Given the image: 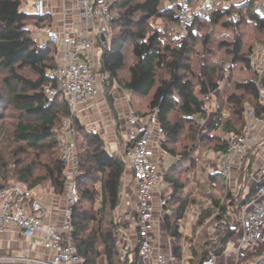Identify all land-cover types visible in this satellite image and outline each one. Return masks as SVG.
Returning a JSON list of instances; mask_svg holds the SVG:
<instances>
[{"label": "trees", "instance_id": "16d2710c", "mask_svg": "<svg viewBox=\"0 0 264 264\" xmlns=\"http://www.w3.org/2000/svg\"><path fill=\"white\" fill-rule=\"evenodd\" d=\"M258 1L203 0L196 9L191 0L193 21L178 41L175 29L179 26V0H114L111 37L102 48L100 73L111 109H115L111 91L117 85L128 91L132 109L137 98L145 99L150 110L159 108V122L165 130L162 147L172 158L164 171L173 193L166 207L167 234L176 241V252L182 256L181 219L190 206L194 216L190 242L211 218L212 225L219 229L218 248H211L208 238L202 239L200 249L193 247L191 264H201L211 249L221 252L226 248L236 233L233 213L256 191L242 194L259 147L243 159L236 189L214 169L200 170V184L194 175L200 160L196 153L202 146L213 149L217 156L224 154L229 137L245 128L249 108L264 117L259 73L251 63L252 45H244L245 32L238 30L242 23L250 22L264 35V16L254 8ZM245 6V12L236 10ZM22 8V0H0V68L6 73L0 82V108L6 104L14 109L10 124L2 122L7 115L0 112V187L36 188L49 183L55 194L65 195L69 179L57 127L65 119L72 120L77 128L81 172L77 178L80 200L73 208L78 252L84 264H99L102 254L98 244L102 242L108 264H137L129 257L130 249L123 260L116 258L120 253L118 238L124 235L118 215L124 165L105 147L101 134L87 130L86 124L71 114L63 94L52 99L46 95L45 87L53 79L50 73L59 62V50L54 43H41L34 36L37 27L49 25L48 15L39 17ZM207 23L231 32L218 31L222 33L218 42L214 40L218 33L212 36L208 32L200 38ZM197 44L203 54L192 66L190 53ZM215 54L218 59H214ZM25 70L37 78L26 76ZM240 71L247 75L242 77ZM212 100L215 115L205 120ZM134 111L142 115L149 112L139 107ZM197 188L206 198H194ZM246 264H264V258Z\"/></svg>", "mask_w": 264, "mask_h": 264}, {"label": "built area", "instance_id": "2783aa9c", "mask_svg": "<svg viewBox=\"0 0 264 264\" xmlns=\"http://www.w3.org/2000/svg\"><path fill=\"white\" fill-rule=\"evenodd\" d=\"M31 1L32 13L39 17L47 16L46 0ZM70 1L77 5L80 31L76 34L71 30H58L47 25L42 28L39 37L54 43L59 50V62L50 73L53 79L46 85L45 93L51 99L59 93L63 94L71 114L76 116L80 105L104 91L100 85V55L103 45L111 37L114 0ZM178 4L180 31L185 33L186 26L193 21L191 0H179ZM261 5L258 4L257 8L264 13ZM103 34L106 40L102 39ZM251 63L259 73L261 101L264 103V51L258 54L256 52ZM246 115L248 120L243 131L229 137L226 152L219 154L214 161V170L222 172L228 184L231 182L234 165H240L245 156L264 143V117L258 116L252 108L247 110ZM123 121L126 125L123 129V124H119L123 136L118 141L115 155L124 166L130 165L133 171L136 213L127 225L139 240L138 254L134 260L137 264H191L193 256L190 260L179 256L177 246L174 249L159 246L157 226H165L166 207L173 196L170 184L164 178L167 153L162 147L165 130L159 122V108L152 109L146 115L138 114L130 108ZM87 130L101 134L92 125ZM76 136L77 128L73 121L59 136L63 150L62 161L66 163L69 179L65 194L67 205L61 226L51 221L46 222L51 210L35 188L22 185L0 187V233L17 230L27 238L38 237L49 251V255L45 257L26 255L19 258L12 254H0V264H84L74 240L73 225V208L80 200L77 178L81 175ZM254 190L256 191L250 200L233 213L236 233L226 248L221 252L211 249L201 260V264H221L223 260L225 264H246L252 260L257 263L260 259L263 260L264 166L250 176L247 185L242 188V194L248 195ZM156 201L160 211H157ZM191 215L192 212L188 210L181 219L182 239L184 246L189 249V238L194 236L193 223L189 221ZM212 219L198 228L194 242H201L209 235L211 248H218L219 229L212 225ZM209 225L213 228L208 227ZM122 236L118 238L121 241ZM235 237L236 246L232 249V254L227 255V247ZM184 246L181 244L182 252ZM260 251L262 254L258 257Z\"/></svg>", "mask_w": 264, "mask_h": 264}, {"label": "crops", "instance_id": "0c3cea01", "mask_svg": "<svg viewBox=\"0 0 264 264\" xmlns=\"http://www.w3.org/2000/svg\"><path fill=\"white\" fill-rule=\"evenodd\" d=\"M46 2L48 11L47 15L50 19L49 25L58 30H71L76 34L80 31V16L75 3L70 0H46ZM29 3L30 7H23V9L27 12H32V1L25 2V6ZM42 28L37 27L39 34L42 31ZM111 93L113 94L114 106L117 112H113L104 98L90 97L85 104L78 107L76 116L81 122L85 123L87 127L92 125L98 128L103 137L105 147L108 150L110 148L111 151H109L115 154L118 150V141L123 136V133L120 130L121 127L118 129L117 126L119 124H123L122 128H125L126 124H124L123 117L126 116L128 110L132 107L128 103V100L122 92V88L120 86H115ZM242 163L244 162L242 161ZM242 163L240 165H234L231 182L229 183L231 188H235L238 184L239 169ZM262 166H264V143L259 146L255 152V161L250 165V174H254ZM134 188L133 171L130 165L124 166L123 196L118 208V215L121 225L124 226V235L122 236L123 247H125V249H130V255L134 253L137 257L139 240L138 237L130 231L127 225L129 219L136 213V197ZM196 195L198 194H194V198ZM40 196L42 200L43 198H46L43 202L51 210L50 217L47 218L46 222L48 223L51 221L56 223L58 226H61L63 224V218L66 210L67 197L64 195L60 200V197L49 193L46 194V197H44V195ZM187 218L189 217H186V219ZM189 221L190 223L194 222L193 215H191V220L189 218ZM157 231L160 237L159 246L161 245L164 249H174L177 246V243L167 234V230L164 225L158 224ZM204 232H206V230H204ZM184 243L185 242L182 239L181 244L183 246ZM189 244L191 248L189 249L184 246L182 252V257H185L188 260H190L193 256V247L200 249L202 242H190ZM103 248L105 253L104 245ZM0 254H12L13 256L19 258L26 255L45 257L49 255V251L44 246L42 240L38 237L27 238L21 235L17 230H10L0 233ZM12 264H20V262H13Z\"/></svg>", "mask_w": 264, "mask_h": 264}, {"label": "rangeland", "instance_id": "374dc122", "mask_svg": "<svg viewBox=\"0 0 264 264\" xmlns=\"http://www.w3.org/2000/svg\"><path fill=\"white\" fill-rule=\"evenodd\" d=\"M31 0H28V2H30ZM234 1H236V0H234ZM230 2H233V1H230ZM230 2H227V3H230ZM194 4H195V6H196V9H198V8H200L201 6H202V4H203V0H194ZM258 4H264V0H259L255 5H254V8L257 10V12H259L262 16H264V13L263 12H261V11H259L258 10ZM22 7H25V8H29L30 7V3L29 4H27V6H25V3L23 2V0H22ZM23 9V8H22ZM24 10V9H23ZM237 11L238 10H240V11H243V12H245V10H246V6L243 8V7H239V9H236ZM236 16V15H235ZM237 19H238V17H237ZM255 25L253 24V23H250V22H245V23H242L241 25H240V27L238 28V30L239 31H243V32H245V35H244V45L245 46H247V47H249L250 45H252V56H254L255 55V53L257 52V54L258 53H261V52H263L264 51V35L263 34H261V33H259L255 28ZM213 28L215 29L214 31H212L213 30ZM181 29H180V26H176V29H175V38H177V40L178 41H180L179 40V38L180 39H182V35H184L185 33H183V32H181L180 31ZM227 30V31H226ZM218 31H222V33L223 32H231L230 30H228V29H225V28H223V27H221V28H219V26H213L212 27V25L210 24V23H207L206 24V27L205 28H203V30L201 31V34L199 35V37L201 38V35H206V34H208V32H211L210 34L212 35V36H215L217 33H218ZM218 33V35L214 38V40L216 41V42H218L219 40H220V37H219V34H222V33ZM233 33V32H232ZM39 30H36V31H34V36L37 38V40H39L41 43H44V42H47V40L44 38V37H42V38H40L39 37ZM179 37V38H178ZM198 50H200V51H198ZM201 54H203V51H202V49H200V45L199 44H197L196 46H195V49L190 53V56H191V65L192 66H194L196 63H197V60H198V58H199V56L201 55ZM199 55V56H198ZM204 56H207V54L205 53L204 55H203V58H204ZM215 56H216V54H215ZM214 56V59H218L219 58V56L217 55L216 57ZM24 74L26 75V76H28V77H30V78H37V76H36V74H34L32 71H29V70H25L24 71ZM239 74L240 75H242V77H244V76H246L247 74L246 73H243V71H240L239 72ZM6 75V73L3 71V69H1L0 68V82L2 81V79L4 78V76ZM126 75V73L124 72H122V76H125ZM103 80H104V76L103 75H101V86H103V88H104V91L100 94V95H98L97 97L98 98H104L107 102H108V104H109V102L110 101H108V97H107V95H108V88H107V86L105 85V81L103 82ZM122 92L125 94V96H126V98H127V100H128V103L131 105V102H130V99H129V93H128V91H126L125 89H122ZM111 96L113 97V94L111 93ZM134 103H136L135 105H134V110L136 109V107H139V108H141L142 110H144L143 112H146V111H151L148 107H147V102H146V100L145 99H141V98H137L135 101H134ZM215 100H212L211 102H210V104H209V112H208V114H209V118L207 117V118H205V120H207V119H209V120H211L212 119V117H214V115H215ZM115 107V106H114ZM248 107H250V105H248L247 106V108ZM132 109V108H131ZM113 110V112H117V110L116 109H112ZM0 112H4V114H6L7 116L5 117V118H3V120H2V122H6V123H8V124H10V122L9 121H13L14 119H12V118H10L11 116L13 117V115H11L10 113L11 112H14V109L12 108V106H10V105H8V106H6V104H5V106L3 107V108H0ZM148 112V113H149ZM225 113L226 114H228L229 113V107H227L226 109H225ZM14 114V113H13ZM117 114V113H116ZM118 119V118H117ZM205 122V121H204ZM0 123H1V121H0ZM71 123H72V120H70V119H65V120H63V122L61 123V124H59V126L57 127L59 130H60V132L63 130V131H65V129L66 128H68L69 127V125H71ZM9 126V125H8ZM202 128H205V125H203L202 126ZM264 133V132H263ZM108 147V146H107ZM203 148H202V150L200 151H197V153H196V156L197 157H199L200 158V160H199V170H197V171H195V175H194V178H195V182L197 183V184H200L201 183V178H200V170L201 169H204L205 168V170L204 171H206L207 172V170H213L215 167H214V161L216 160V158L218 157L217 155H215V153H214V150L213 149H211V148H209L208 146H202ZM109 150H110V148H109ZM111 151V150H110ZM245 158V157H244ZM243 158V159H244ZM211 161H212V165H211ZM170 162H172V158H171V156L170 155H168L167 156V167H169V165L171 164ZM237 183V182H236ZM239 183V182H238ZM238 185V184H237ZM230 186V185H229ZM236 188H238V186H236L235 188H233V189H236ZM36 190H37V192L40 194V195H44V197H46V194L47 193H49V194H53L54 196H58V197H60V200H61V197L62 196H64V195H58V194H55L53 191H52V189H51V187H50V185H49V183H43L42 185H40V186H38V187H36L35 188ZM167 190H165V192H166ZM196 191V190H195ZM131 194H133V193H131ZM195 194H198V195H196V197H198V198H206V196L204 195V193H202V191H201V189L199 188H197V191L195 192ZM46 198H43V200H45ZM156 204H157V201H156ZM157 207H158V204H157ZM157 211H160V209H159V207H158V209H157ZM189 212L191 213L192 212V215H193V208H192V206H190V208H189ZM208 227H210L211 229L213 228L211 225H209ZM214 232V230L212 231V233ZM203 235V234H202ZM201 235V236H202ZM208 238L210 239V236L208 235ZM119 242H120V253H118V256L116 257L117 259H121V260H123L122 258L124 257V255H125V253H126V251H129V249L128 248H126L125 249V247H123V243H122V241L121 240H119ZM236 237L229 243V245H228V247H227V255H231L232 254V249L234 248V246H236ZM98 246H99V249H100V252L102 253V255H101V257L99 258V264H108V260L105 258V253H104V248H103V243L102 242H99V244H98ZM130 253L131 252H129V257H130V259L133 261L135 258H136V255L134 254V253H132L131 255H130ZM221 263V262H220ZM221 264H225V261L223 260L222 261V263Z\"/></svg>", "mask_w": 264, "mask_h": 264}, {"label": "water", "instance_id": "95a60500", "mask_svg": "<svg viewBox=\"0 0 264 264\" xmlns=\"http://www.w3.org/2000/svg\"><path fill=\"white\" fill-rule=\"evenodd\" d=\"M102 39L106 40V36H105V34L102 35Z\"/></svg>", "mask_w": 264, "mask_h": 264}, {"label": "bare ground", "instance_id": "6f19581e", "mask_svg": "<svg viewBox=\"0 0 264 264\" xmlns=\"http://www.w3.org/2000/svg\"><path fill=\"white\" fill-rule=\"evenodd\" d=\"M262 8V11H264V4L260 6Z\"/></svg>", "mask_w": 264, "mask_h": 264}]
</instances>
